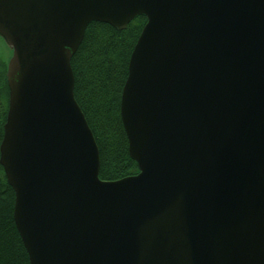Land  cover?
Masks as SVG:
<instances>
[{
  "label": "water",
  "instance_id": "obj_1",
  "mask_svg": "<svg viewBox=\"0 0 264 264\" xmlns=\"http://www.w3.org/2000/svg\"><path fill=\"white\" fill-rule=\"evenodd\" d=\"M147 17L121 118L139 173L102 180L71 60ZM0 163L30 264H264V0H0Z\"/></svg>",
  "mask_w": 264,
  "mask_h": 264
},
{
  "label": "trees",
  "instance_id": "obj_2",
  "mask_svg": "<svg viewBox=\"0 0 264 264\" xmlns=\"http://www.w3.org/2000/svg\"><path fill=\"white\" fill-rule=\"evenodd\" d=\"M146 22L144 15L137 16L126 30H116L102 22L90 23L71 60L75 98L99 147L102 180H118L139 172L137 163L129 154L120 103L128 77L129 59ZM9 59L0 58V145L9 102L6 77ZM14 205L15 192L0 163V264H30L15 223Z\"/></svg>",
  "mask_w": 264,
  "mask_h": 264
},
{
  "label": "rangeland",
  "instance_id": "obj_3",
  "mask_svg": "<svg viewBox=\"0 0 264 264\" xmlns=\"http://www.w3.org/2000/svg\"><path fill=\"white\" fill-rule=\"evenodd\" d=\"M10 57H11L10 51L8 50V48L6 47V45L4 44V42L0 38V58L1 59L5 58V60L7 61ZM7 65H8V63H7Z\"/></svg>",
  "mask_w": 264,
  "mask_h": 264
}]
</instances>
